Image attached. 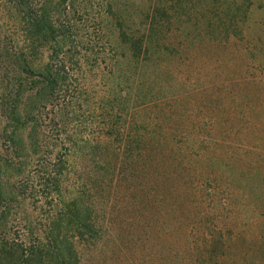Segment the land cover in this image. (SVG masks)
Returning a JSON list of instances; mask_svg holds the SVG:
<instances>
[{"label": "trees", "instance_id": "trees-1", "mask_svg": "<svg viewBox=\"0 0 264 264\" xmlns=\"http://www.w3.org/2000/svg\"><path fill=\"white\" fill-rule=\"evenodd\" d=\"M252 4L0 0V264H103L114 245L132 252L126 232L196 206L171 179L201 127L169 104L198 91L191 70L243 39ZM85 67L105 71L103 95L86 88ZM212 230L184 233L185 264H228ZM171 250L167 264H180Z\"/></svg>", "mask_w": 264, "mask_h": 264}, {"label": "rangeland", "instance_id": "rangeland-1", "mask_svg": "<svg viewBox=\"0 0 264 264\" xmlns=\"http://www.w3.org/2000/svg\"><path fill=\"white\" fill-rule=\"evenodd\" d=\"M252 1L248 20L242 25L243 39L232 37L227 54L213 51L211 70L205 69L206 64L191 70V76L198 78L192 84H198V91L169 104L201 127L200 146L194 155L187 152L182 179H171L176 191L184 193L183 202L196 198V206L185 208L182 214L170 208L155 214L156 221L147 228L136 232L130 228L124 236L129 241L133 237L137 247L127 245L132 252L126 256L122 244L114 245L103 264H167L175 255L173 250L166 254L172 245L180 264H185L184 233L191 229L202 235L211 227L227 245L225 260L219 262L264 264V0ZM104 74L100 68H84L86 88L97 97L106 89ZM209 76L214 86L205 85ZM163 171L166 176L175 172L173 167ZM133 215H128L131 227L137 224ZM174 218L181 221L171 222ZM158 219H164L166 226L158 225Z\"/></svg>", "mask_w": 264, "mask_h": 264}]
</instances>
